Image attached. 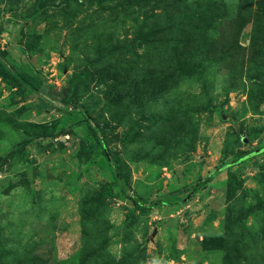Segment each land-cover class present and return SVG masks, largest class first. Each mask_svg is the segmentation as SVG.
Returning <instances> with one entry per match:
<instances>
[{"label":"rangeland","instance_id":"374dc122","mask_svg":"<svg viewBox=\"0 0 264 264\" xmlns=\"http://www.w3.org/2000/svg\"><path fill=\"white\" fill-rule=\"evenodd\" d=\"M0 264H264V0H0Z\"/></svg>","mask_w":264,"mask_h":264},{"label":"trees","instance_id":"16d2710c","mask_svg":"<svg viewBox=\"0 0 264 264\" xmlns=\"http://www.w3.org/2000/svg\"><path fill=\"white\" fill-rule=\"evenodd\" d=\"M26 77L23 78L22 76L20 75H13L11 77L12 80H16L18 81L20 84H24V85H27L30 89H32L33 91H39L41 86L43 85V81L42 79H38L37 77L35 76H32L30 74H26L25 75ZM77 82H74L73 84L75 85ZM215 173V172H214ZM234 186H232V183H231V180H229V189H228V192L227 194L228 195H231L234 191Z\"/></svg>","mask_w":264,"mask_h":264}]
</instances>
